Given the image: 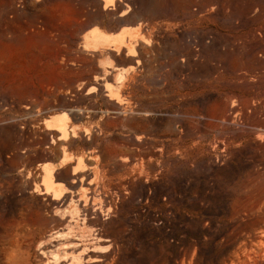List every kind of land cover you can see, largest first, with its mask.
I'll list each match as a JSON object with an SVG mask.
<instances>
[{
	"label": "rangeland",
	"instance_id": "rangeland-1",
	"mask_svg": "<svg viewBox=\"0 0 264 264\" xmlns=\"http://www.w3.org/2000/svg\"><path fill=\"white\" fill-rule=\"evenodd\" d=\"M107 1L0 0V264H264V0Z\"/></svg>",
	"mask_w": 264,
	"mask_h": 264
},
{
	"label": "built area",
	"instance_id": "built-area-1",
	"mask_svg": "<svg viewBox=\"0 0 264 264\" xmlns=\"http://www.w3.org/2000/svg\"><path fill=\"white\" fill-rule=\"evenodd\" d=\"M230 14L231 8L201 7V52L205 46H219L224 52L234 53L252 50L258 61L252 67H240L235 74H264V7H251L245 22L229 17ZM222 72L224 68L216 74Z\"/></svg>",
	"mask_w": 264,
	"mask_h": 264
},
{
	"label": "crops",
	"instance_id": "crops-1",
	"mask_svg": "<svg viewBox=\"0 0 264 264\" xmlns=\"http://www.w3.org/2000/svg\"><path fill=\"white\" fill-rule=\"evenodd\" d=\"M112 9L113 8H109V10H112ZM94 28H95L94 26L90 27L89 31L93 30ZM99 29L104 31V32H106L107 34H112L113 33V26L112 25H110L109 27H105V28L99 27Z\"/></svg>",
	"mask_w": 264,
	"mask_h": 264
},
{
	"label": "bare ground",
	"instance_id": "bare-ground-1",
	"mask_svg": "<svg viewBox=\"0 0 264 264\" xmlns=\"http://www.w3.org/2000/svg\"><path fill=\"white\" fill-rule=\"evenodd\" d=\"M107 1V0H106ZM108 2V1H107ZM112 2V1H111ZM113 3V2H112ZM108 5V4H107ZM106 5V6H107ZM104 33V32H103ZM105 42V41H104ZM66 115V114H65ZM49 122V121H48ZM50 123H52V122H50ZM65 123V122H64ZM66 124V123H65ZM48 125V124H47ZM49 126V125H48ZM58 128V127H57ZM62 129V128H61ZM60 131H62V130H60ZM60 131H59V133H60ZM66 131V130H65ZM68 135V134H67ZM65 135H63V137H64ZM60 138H62V137H60ZM65 161V160H64ZM82 161V160H81ZM80 163V162H79ZM76 167H77V165H76ZM83 168V167H82ZM81 168V169H82ZM74 169H76V168H74ZM48 173V172H47ZM49 176V175H48ZM47 177V176H46ZM51 181V180H50ZM47 186V185H46ZM47 191H48V189H47ZM62 191V190H61Z\"/></svg>",
	"mask_w": 264,
	"mask_h": 264
}]
</instances>
